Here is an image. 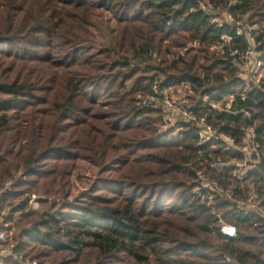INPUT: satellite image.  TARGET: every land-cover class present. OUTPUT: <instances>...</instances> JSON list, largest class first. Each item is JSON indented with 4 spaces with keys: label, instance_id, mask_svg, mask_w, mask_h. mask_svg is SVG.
<instances>
[{
    "label": "trees",
    "instance_id": "trees-1",
    "mask_svg": "<svg viewBox=\"0 0 264 264\" xmlns=\"http://www.w3.org/2000/svg\"><path fill=\"white\" fill-rule=\"evenodd\" d=\"M208 1L264 32V0ZM95 10L116 24L97 49ZM221 32L196 0H0V211L31 222L16 232L18 252L39 264H264V218L192 191L208 146L192 129L161 132L159 113L138 103L160 74L161 85H209L218 98L242 92L238 69L211 51ZM187 41L197 45L184 50ZM247 95L252 121L213 123L232 135L253 124L264 138V91ZM79 161L97 176L68 201ZM211 175L233 198L253 184L264 206V160L243 188L227 172ZM32 193L40 212L26 209ZM219 212L235 237L220 232Z\"/></svg>",
    "mask_w": 264,
    "mask_h": 264
},
{
    "label": "built area",
    "instance_id": "built-area-1",
    "mask_svg": "<svg viewBox=\"0 0 264 264\" xmlns=\"http://www.w3.org/2000/svg\"><path fill=\"white\" fill-rule=\"evenodd\" d=\"M237 0H231L235 4ZM198 8L210 17V22L222 29L211 51L220 59L238 69L244 87L242 92L215 97L210 86L196 88L189 82L174 86L161 85L155 81L151 92L138 95V103L160 115L159 130L170 137H182L185 131L195 132L196 146H208L204 154L198 149L197 164L194 166L195 186L193 192L200 198L207 197L211 205L214 197L225 195L232 198L239 209L258 213L264 218L263 199L253 184L247 185V191L241 198H233V190L224 188L212 172H227L237 179L242 187L243 180L253 173L264 160V138H259L255 126H241L239 133L232 135L222 130L221 124L213 123L214 116L237 115L252 121L251 110L247 105V92L255 88L264 91V32L256 23H250L246 15H233L226 10L223 13L213 8L208 0H196ZM197 45L189 41L184 48ZM214 150V152H211ZM215 150L218 153H215ZM216 225L227 237H235L236 226L215 213ZM16 231L8 213L0 211V264H39L36 259L16 250ZM226 261L237 264L234 259L225 256Z\"/></svg>",
    "mask_w": 264,
    "mask_h": 264
},
{
    "label": "rangeland",
    "instance_id": "rangeland-1",
    "mask_svg": "<svg viewBox=\"0 0 264 264\" xmlns=\"http://www.w3.org/2000/svg\"><path fill=\"white\" fill-rule=\"evenodd\" d=\"M31 1H34V0H31ZM226 10L227 9H217V11H219L220 13H223ZM12 13L16 14L17 10L12 11ZM95 14H96V18H95L96 27L93 29L94 37H93L92 43L95 49H97L100 46L103 47V45H105L104 43H107L111 39V37L113 36L112 32H113V29L116 27V24L110 18V14L108 12H105L104 10H95ZM188 42L189 41H187L186 44ZM6 74H7L6 70H3L2 75L5 76ZM163 77H164L163 74H160L159 76L155 77V79H162ZM97 172H98L97 168L90 166L88 163L84 161H79L76 165V168L74 169L72 177L70 178L71 196L68 198V201H71L74 196L83 192L85 188H87L92 183L91 181L94 179V177L97 176ZM241 188L243 187L241 186ZM38 198L41 199V196H37V194H34V193L30 195V200L26 208L28 211L29 210H33L34 212L41 211L43 205H41V203L37 201ZM49 199L50 201H52L51 198ZM14 204L15 202L11 203V205H14ZM10 209H11V206H8L2 210H5L8 213V219L12 222V224L15 227L16 232L18 233L21 228L28 226L31 222L29 220V221H24L20 223V221L18 220L19 218L18 214L16 213L13 215V218H11V213L9 212ZM32 219H34V217L31 218V220Z\"/></svg>",
    "mask_w": 264,
    "mask_h": 264
}]
</instances>
